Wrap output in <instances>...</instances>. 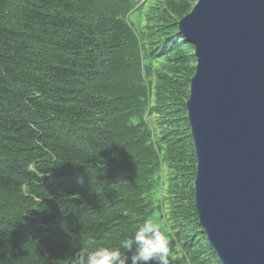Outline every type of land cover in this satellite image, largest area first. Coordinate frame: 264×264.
Returning a JSON list of instances; mask_svg holds the SVG:
<instances>
[{"label":"trees","instance_id":"1","mask_svg":"<svg viewBox=\"0 0 264 264\" xmlns=\"http://www.w3.org/2000/svg\"><path fill=\"white\" fill-rule=\"evenodd\" d=\"M196 1L0 0V264H76L146 219L169 264H213L176 178L198 60L172 18Z\"/></svg>","mask_w":264,"mask_h":264},{"label":"water","instance_id":"2","mask_svg":"<svg viewBox=\"0 0 264 264\" xmlns=\"http://www.w3.org/2000/svg\"><path fill=\"white\" fill-rule=\"evenodd\" d=\"M179 28L199 224L221 264H264V0H198Z\"/></svg>","mask_w":264,"mask_h":264},{"label":"clouds","instance_id":"3","mask_svg":"<svg viewBox=\"0 0 264 264\" xmlns=\"http://www.w3.org/2000/svg\"><path fill=\"white\" fill-rule=\"evenodd\" d=\"M169 241L157 223L146 219L118 246H101L74 258L76 264H169Z\"/></svg>","mask_w":264,"mask_h":264},{"label":"rangeland","instance_id":"4","mask_svg":"<svg viewBox=\"0 0 264 264\" xmlns=\"http://www.w3.org/2000/svg\"><path fill=\"white\" fill-rule=\"evenodd\" d=\"M193 6H192V8H193ZM188 13L186 15H188ZM186 15H184V17ZM182 17H183L182 15L174 16V18H172V19L174 21H176V22L177 21L180 22V20H182L184 18V17L183 18ZM136 19H137V23H138L139 22L138 21L139 18H136ZM147 20L149 21L150 18L148 17ZM149 29L152 32L150 37L154 36L155 35L154 31H155L156 28L155 27H151ZM194 66H195V64H194ZM183 85H184V87L186 89L189 88V81L186 80V79L183 80ZM188 96H189V94H188ZM178 107H179L178 111H180V112L184 111L185 105H184V102L182 100L178 104ZM186 115L187 114L184 115L183 112H182V116H186ZM187 123H188V121L186 119H184V120L182 119V123L180 124V127L178 128V133H179V135L181 134L180 135L181 136V140H179V142H177V144H179V145L183 144V146L180 148L181 157L177 158V160L180 161V165H185V166H187V168H184L185 172H184L183 176H177L176 178L177 179H182L183 181L185 180L187 182V186H185V188H187L188 191L181 195V198L185 199V202H184V204H182L180 206V207L184 208L185 216H187V218H185V220L192 219L193 222L195 221V224L197 225V221H198L197 215L196 214L192 215L193 213L191 212V208H192L191 205H192V200H193V197H194V181H195V176H196V165H197V162H196L194 148H193V146L191 144H189V141H190V138H191V134H190V129L188 130L189 126H187ZM176 132L177 131L175 130V132L170 133L169 135L170 136L174 135ZM176 135H177V133H176ZM177 154H179V152ZM165 186H162L163 189H161V193H160L161 198L158 199L157 202L160 201L161 210H163V212L165 214V217L167 219L168 211L165 208V204H164V201L167 199V194H166L167 190H166ZM164 208H165V210H164ZM193 210H194V213H195L194 205H193ZM153 222L155 223L156 221H153ZM166 226L168 227V224H166ZM197 241H198V238H197ZM207 241L204 240V237L202 235L199 237V242H201V247H203V251L201 253L197 254V256H201L202 255L203 259H206L209 256V258L212 259L213 264H219L218 260L217 259H216L217 261L215 260V255L213 254L210 245L207 244L208 243ZM191 245L195 246L196 244L194 242V244H191Z\"/></svg>","mask_w":264,"mask_h":264}]
</instances>
